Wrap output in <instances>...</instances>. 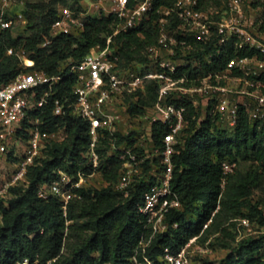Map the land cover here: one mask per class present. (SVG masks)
<instances>
[{
    "label": "trees",
    "instance_id": "obj_1",
    "mask_svg": "<svg viewBox=\"0 0 264 264\" xmlns=\"http://www.w3.org/2000/svg\"><path fill=\"white\" fill-rule=\"evenodd\" d=\"M55 1L38 0L24 4L21 11L26 19V32L23 35L14 34L11 28H0V84L23 70L15 54L18 50L33 61L28 69L41 70L49 75L63 74L66 61H80L92 46L103 45L111 34L113 17L101 13L85 17L84 29L78 36H51L50 25L58 12ZM59 1L68 5L75 15L84 10L82 0ZM174 1L154 0V5L169 6ZM198 1L200 8H207L206 0ZM156 18L152 11L137 27L112 36L113 44L118 47L121 67L148 61V48L155 45L157 39ZM176 25L178 20L175 18L172 26ZM260 29L264 30V24ZM193 45L195 64L181 66L174 74L185 78L184 85L197 83L209 72L222 70L232 56L253 53L248 49H236L232 41L220 50L211 45ZM9 48L11 53H7ZM205 53H210V60H204ZM72 83V76L64 78L55 86V93L42 107V112L30 113L40 119L38 127L41 131L53 132L63 127L65 136L59 141L46 142L43 156L27 168V186H8V197L0 196V264H17L24 258L35 264H126L133 255L140 258L138 242L148 235L149 228L137 205L162 170L155 166L152 156L142 162L141 173L134 176L126 196L113 187L122 164L117 146L131 147L137 133L135 130L125 134L106 133L100 139L97 170L103 182L108 184L80 188V197L70 200L65 211L55 195L49 194L46 198L39 195L40 187L54 179L57 170L74 173L92 169L86 157L88 123L68 112V104L73 100ZM134 95V101L130 96L124 98L129 115H137L155 103L157 83L148 81L143 92L137 91ZM55 97L64 102V115L52 113V99ZM177 102L185 107L184 125L170 154L169 185L180 206L170 209L166 215L168 230L151 240L146 255L156 262L163 247L174 252L193 236L201 243L213 237L228 249L218 264H264L261 252L263 233L245 236L235 245L220 240V234L229 235L224 221L233 218H246L264 226V198L253 203L247 200L252 189L264 178V121L251 120L239 104L234 127L219 128L216 124L218 113L209 111L201 118L198 109L188 99ZM27 125L30 124L24 120L22 126ZM167 130L162 121L150 125L153 146L161 145ZM17 135L23 140L27 136L21 129ZM110 141L115 142L116 153H107L106 147H101ZM134 150L142 153L140 149ZM223 161L235 165L250 162L253 167L246 172H234L235 167L233 172L224 174L221 169ZM242 207L247 211L242 212Z\"/></svg>",
    "mask_w": 264,
    "mask_h": 264
},
{
    "label": "built area",
    "instance_id": "obj_2",
    "mask_svg": "<svg viewBox=\"0 0 264 264\" xmlns=\"http://www.w3.org/2000/svg\"><path fill=\"white\" fill-rule=\"evenodd\" d=\"M10 1L0 0L1 29H13L17 23L22 26L26 24L21 9L15 10ZM85 4L82 0L84 10L78 15L69 8L59 9L50 25V35L78 36L84 29L85 17L102 13L113 17V30L103 45L97 43L92 46L78 62L66 61V72L56 75L28 69L33 61L18 50L15 54L22 63L23 70L11 80L0 84V154L7 155L14 151L13 156L16 157L14 168L3 189L6 191L8 186L15 185L27 186V168L43 156L46 142L64 138L63 127L53 132L41 131L38 127L40 119L30 113H41L42 107L55 93V86L68 76L73 77V100L68 104V112L88 123L89 144L86 157L92 169L90 172L77 170L74 173L57 170V176L40 187L39 195L43 198L49 194L55 195L65 211L70 200L80 197V188L108 184L103 182L97 170L100 139L106 133H126L123 125L126 119H130V115L124 98L130 96L134 101V93L143 92L145 83L154 81L157 83V99L142 116V119H148L146 129L136 133L131 147L119 148L122 164L118 178L112 184L126 196L134 176L141 173L142 162L154 155L160 158L162 172L149 185L142 201L137 205L138 211L145 217L149 233L138 242L140 258L133 255L126 264H201L194 263L193 257L206 255L209 251L208 242H198L196 236L189 238L177 251L163 247L156 262L146 255L151 240L168 230L166 215L170 209L180 206L169 185L170 154L173 152L177 133L184 125L185 107L177 101L186 98L197 109L199 98L202 102L214 100L220 116L227 117L230 128L236 124L239 104L248 112L251 120L264 121V30L260 29L264 24V0H227L223 16L218 19L213 18L210 8H200L198 0H175L169 6H155L154 0H88L87 6ZM152 11L157 17V39L156 44L148 48V61L133 62L121 67L118 47L113 44L112 36L137 27ZM175 18L178 25L172 26ZM228 41H232L236 49L252 50V55L232 56L222 70L209 72L197 83L184 85L185 78L174 75L179 67L188 63L195 64L193 44L211 45L213 49L220 50ZM176 47L187 55L164 58L166 52L173 54ZM11 52V48L7 49V53ZM203 58L210 60V53H205ZM150 60H159L158 69L152 67ZM137 67L148 69L141 73L136 71ZM228 80L241 81L242 87L231 90L224 83ZM174 90L182 95L172 94ZM232 93L239 94L240 97L244 94L245 98L234 102L231 99ZM65 112L64 102L53 98L52 113L64 115ZM24 120L30 125L23 127ZM155 121H162L168 127L160 146H153L150 138V125ZM20 129L27 134L24 140L17 135ZM21 142L23 148L17 154L14 148ZM134 148L142 150V153ZM235 167L234 162L221 163L224 174L233 172ZM262 212L264 215V207ZM241 221L247 226L249 234H264V226L251 230L248 219L241 218ZM205 226L206 223L203 227ZM261 250L264 260V242ZM17 264L35 262L31 263L28 258H24Z\"/></svg>",
    "mask_w": 264,
    "mask_h": 264
},
{
    "label": "rangeland",
    "instance_id": "obj_3",
    "mask_svg": "<svg viewBox=\"0 0 264 264\" xmlns=\"http://www.w3.org/2000/svg\"><path fill=\"white\" fill-rule=\"evenodd\" d=\"M28 1H38V0H11L10 2L12 3L14 9L16 10V9H22L24 4ZM66 1L69 2V0H66ZM205 2L207 5V8L211 9L214 19H218L220 18V16H223V12L226 9L227 0H206ZM87 3H88V0H83V4H85L84 6H87ZM54 4L58 10L61 8H69L68 5H64V3L59 0H56ZM12 31L14 32V34H20V35H23L26 32L25 27L19 23L15 25ZM184 55H187V53H182L180 48L176 47L173 49V54H168L166 52V54L164 55V58H179ZM150 61L152 62V67L158 69L159 60H150ZM20 64L22 65L21 62ZM147 69L148 68H145V67H137L136 71H139L142 73L146 71ZM224 83L231 90H237L240 87H242L241 81L239 82V81H234V80H228V81H225ZM174 93L180 96L182 95L181 92H178L175 90L173 91L172 94ZM244 98H245L244 94H242L241 97L239 96V94H236V93H232L231 95V99L234 102H236L237 100L240 101ZM198 101L199 103L197 105V109H198L199 114L201 115V118H204V115L206 114V112H209V111L211 113H218V119L216 121L217 126L219 128L230 129L228 122H227L228 120L227 117L220 116L216 102L214 100H208V101L203 100L202 102L201 98H199ZM149 109L150 108L144 109L137 115H130V119H126L123 125V128L124 130H126V133L129 132L130 130H135L136 132L145 131L147 123H148V119H142V116H143V113H145V111H148ZM182 128L183 126L179 129L175 139H177L179 132ZM22 145L23 143L21 142L17 146H15L14 150L17 151V154L22 151V148H23ZM101 147H104V148L106 147L107 153H110V154L116 153L115 152L116 146H115L114 141L113 142L110 141L109 144L107 143L105 145H102ZM117 147L120 148L122 147V145L120 144ZM13 152L14 151H11V153H9L11 154L10 156L0 154V191H1L0 196H3L4 198L8 196H7L6 191H4L3 189L4 188L3 186L9 179L10 172L14 168V164L16 162V158L13 156ZM154 158H155L154 160L155 166L158 167L159 170H162V164L160 162V158L157 155H154ZM252 167L253 165H251L250 162H243V161L237 162L236 169L234 170V172H246L250 170ZM260 198H264V178L261 179L259 186L254 187L252 189L251 194L249 195L247 200H250L253 203L259 200ZM241 211L246 212L247 210L245 209V207H242ZM248 222H249L248 225L251 227V230H256L257 227H261V226H258L257 223L254 221L253 222L248 221ZM224 225L228 227L229 235L223 236L222 234H220L221 242H227L231 245H235L239 239L245 236L251 235V233L250 234L248 233L249 231L247 230V226L242 223L241 218L239 217L224 221ZM207 240H208L207 242H208V249H209L208 253H206V255L204 256H194L193 257L194 263L199 262L201 264H208L209 262H212L213 264H218L228 253V249L222 247L219 244L220 242L217 243L213 237H210Z\"/></svg>",
    "mask_w": 264,
    "mask_h": 264
}]
</instances>
